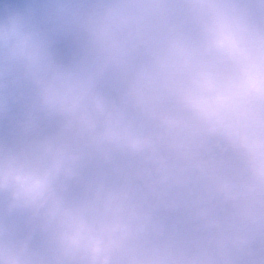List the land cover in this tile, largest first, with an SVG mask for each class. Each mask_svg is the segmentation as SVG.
<instances>
[{"label":"clouds","instance_id":"obj_1","mask_svg":"<svg viewBox=\"0 0 264 264\" xmlns=\"http://www.w3.org/2000/svg\"><path fill=\"white\" fill-rule=\"evenodd\" d=\"M0 264H264V0H0Z\"/></svg>","mask_w":264,"mask_h":264}]
</instances>
